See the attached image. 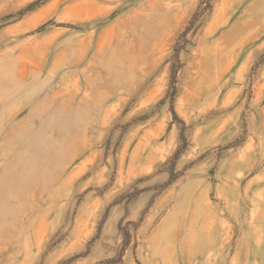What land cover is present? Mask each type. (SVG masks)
Here are the masks:
<instances>
[{"label":"rangeland","instance_id":"rangeland-1","mask_svg":"<svg viewBox=\"0 0 264 264\" xmlns=\"http://www.w3.org/2000/svg\"><path fill=\"white\" fill-rule=\"evenodd\" d=\"M0 264H264V0H0Z\"/></svg>","mask_w":264,"mask_h":264}]
</instances>
